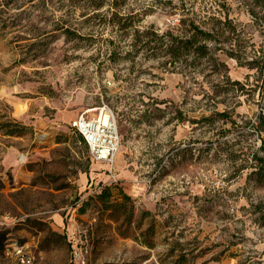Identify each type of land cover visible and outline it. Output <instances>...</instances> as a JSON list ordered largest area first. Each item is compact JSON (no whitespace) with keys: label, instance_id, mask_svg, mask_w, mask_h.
Masks as SVG:
<instances>
[{"label":"rangeland","instance_id":"1","mask_svg":"<svg viewBox=\"0 0 264 264\" xmlns=\"http://www.w3.org/2000/svg\"><path fill=\"white\" fill-rule=\"evenodd\" d=\"M258 164L264 0H0V264H264Z\"/></svg>","mask_w":264,"mask_h":264},{"label":"built area","instance_id":"2","mask_svg":"<svg viewBox=\"0 0 264 264\" xmlns=\"http://www.w3.org/2000/svg\"><path fill=\"white\" fill-rule=\"evenodd\" d=\"M107 111L106 107L102 108ZM71 126L75 128L86 142L90 155L94 161L105 163L113 172L120 137L111 115L106 119L105 114H93L86 111L73 119ZM115 178V177H114ZM14 252L21 254L23 262L30 263L32 258L24 254L20 247H14Z\"/></svg>","mask_w":264,"mask_h":264},{"label":"trees","instance_id":"3","mask_svg":"<svg viewBox=\"0 0 264 264\" xmlns=\"http://www.w3.org/2000/svg\"><path fill=\"white\" fill-rule=\"evenodd\" d=\"M97 5H100V3H98ZM114 18L119 19V15L117 13L114 14ZM120 21V20H119ZM192 28L195 30L193 32V34L190 37H182L180 35H176L174 37H172L170 40L171 43H177V46L172 48L171 52H172V56H179L180 54H182L185 50L189 49V48H194L197 52H201L202 53H206V49H208L206 44H198V40L200 38L199 34H203L204 36L209 35L208 32H206L204 29H202L200 27L199 24H196L194 22L191 23ZM155 33L157 34V32L155 31ZM143 34V33H142ZM141 32L140 30H136V39H140L141 38ZM164 34H162L161 36H163ZM258 170L254 171V172H260L261 170H263V164H258L257 165Z\"/></svg>","mask_w":264,"mask_h":264},{"label":"crops","instance_id":"4","mask_svg":"<svg viewBox=\"0 0 264 264\" xmlns=\"http://www.w3.org/2000/svg\"><path fill=\"white\" fill-rule=\"evenodd\" d=\"M77 117H78V116H77ZM77 117H76V118H77ZM74 119H75V118H74ZM72 129H73L75 132H78L75 128L72 127ZM72 129L70 128V130H72ZM78 134H79V137H80V138L78 139L79 142L81 143V141L83 140L84 144L87 145L86 142L84 141L83 137L81 136V134H80L79 132H78ZM78 134H77V135H78ZM75 136H76V135H75ZM77 137H78V136H77ZM80 139H81V140H80ZM58 223H61V221H60L59 219H58Z\"/></svg>","mask_w":264,"mask_h":264},{"label":"bare ground","instance_id":"5","mask_svg":"<svg viewBox=\"0 0 264 264\" xmlns=\"http://www.w3.org/2000/svg\"><path fill=\"white\" fill-rule=\"evenodd\" d=\"M93 110H95V109H93ZM101 113L105 114L106 119H108L110 117V114L108 113V111L105 112V109H102Z\"/></svg>","mask_w":264,"mask_h":264}]
</instances>
